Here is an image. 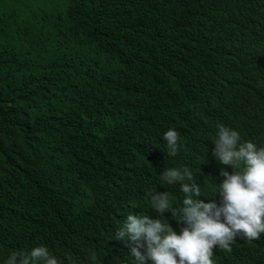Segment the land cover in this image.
Returning <instances> with one entry per match:
<instances>
[{"label": "clouds", "instance_id": "1", "mask_svg": "<svg viewBox=\"0 0 264 264\" xmlns=\"http://www.w3.org/2000/svg\"><path fill=\"white\" fill-rule=\"evenodd\" d=\"M34 1L37 11L48 17L50 0ZM70 1L73 8L92 10L95 23L78 26L71 34L70 21L58 27L66 31L65 41L70 36L81 47L74 59L61 57L59 67L56 60L51 66L56 73L71 71L68 99L90 96L86 107L104 112L112 93L125 102L131 98L132 106L125 104L111 135L115 150L104 153V161L97 158L102 179L97 176L94 193L71 210L61 242L51 249L39 245L11 252L0 234V264L263 262L264 0H184L196 11L188 25L158 14L138 27L134 43L112 44L107 31L135 25L139 0ZM193 57L205 65L194 66ZM89 84L92 88L84 91ZM243 115L259 116L261 130L238 128ZM16 121L35 123L29 117ZM210 143L212 151L195 179L186 167L162 172L167 189L147 193L154 214L128 197L125 184L132 175L153 165L164 167L180 156L202 158ZM17 148L9 131L0 132V214L15 210L16 217H7L13 221L25 218L34 190H53L48 174L52 162L70 161L58 154L38 156L19 175L10 170V155ZM109 184L119 198L103 203ZM212 186L219 187L220 204L201 193ZM96 200L111 212L95 209ZM75 215L104 219L110 235L101 236L100 243L67 247L68 233L90 235L83 227L71 229Z\"/></svg>", "mask_w": 264, "mask_h": 264}, {"label": "trees", "instance_id": "2", "mask_svg": "<svg viewBox=\"0 0 264 264\" xmlns=\"http://www.w3.org/2000/svg\"><path fill=\"white\" fill-rule=\"evenodd\" d=\"M50 14L37 11L34 0H0V132L9 131L13 142L18 146L10 155V170L23 174L38 156L46 154L64 155L69 158L66 164L52 162L48 174L54 187L34 190L26 205L25 218L13 221L7 217H16L15 210H9L6 216L0 214V234L5 238L9 249L26 251L35 246L44 245L48 249L59 244L64 235L71 210L86 196L96 189L98 159L104 161L105 154L115 150L111 135L118 126L125 104L131 109L132 99L125 102L109 93V106L104 112H95L86 107L90 96L80 100L68 99V87L71 71L55 72L51 66L54 60L59 67V59H74L81 47L71 40L67 41L66 31L60 32V26L69 24V34L78 26L90 27L95 23L94 12L90 9H76L70 0H50ZM140 15L137 23L130 27L107 31L109 44L117 41L134 43L137 29L150 18L158 14L188 25L196 11L190 2L184 0H139ZM191 63L198 67L205 64L198 58H191ZM56 73V74H55ZM108 81L112 78L106 77ZM16 84L29 87L21 88ZM86 85L84 91L91 89ZM128 91V90H127ZM184 106L179 107L183 111ZM29 117L35 123L19 124L16 120ZM240 125L262 128L259 116L243 115ZM51 134L56 140L49 139ZM206 156L190 161L183 156L168 161L164 167L153 165L145 172L129 177L125 190L129 198L140 207L154 214L149 191L167 189L162 172L168 168H188L193 178L212 151L211 143L205 146ZM212 163L216 165L214 158ZM4 169L0 166V175ZM219 187L201 193L212 197L217 203L222 198ZM119 193L110 184L105 200H117ZM59 203H65L61 205ZM101 200L93 202L97 210L103 207L111 210ZM164 218V217H163ZM70 227L75 230L83 227L90 235L84 237L68 233L64 240L67 247L83 246L86 243H100L101 236L110 235V226L104 219L87 218L80 220L73 216ZM79 254L77 250L72 251ZM264 264V261L259 263Z\"/></svg>", "mask_w": 264, "mask_h": 264}]
</instances>
